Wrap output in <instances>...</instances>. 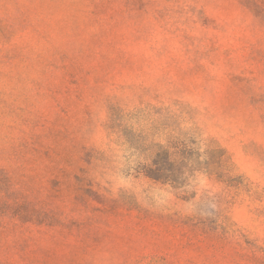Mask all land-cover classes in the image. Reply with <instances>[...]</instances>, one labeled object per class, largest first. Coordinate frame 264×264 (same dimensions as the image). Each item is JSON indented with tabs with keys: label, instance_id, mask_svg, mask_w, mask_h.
Returning a JSON list of instances; mask_svg holds the SVG:
<instances>
[{
	"label": "rangeland",
	"instance_id": "obj_1",
	"mask_svg": "<svg viewBox=\"0 0 264 264\" xmlns=\"http://www.w3.org/2000/svg\"><path fill=\"white\" fill-rule=\"evenodd\" d=\"M0 264H264V0H0Z\"/></svg>",
	"mask_w": 264,
	"mask_h": 264
},
{
	"label": "trees",
	"instance_id": "obj_2",
	"mask_svg": "<svg viewBox=\"0 0 264 264\" xmlns=\"http://www.w3.org/2000/svg\"><path fill=\"white\" fill-rule=\"evenodd\" d=\"M152 178H154V179H158V177H157V176H152Z\"/></svg>",
	"mask_w": 264,
	"mask_h": 264
}]
</instances>
